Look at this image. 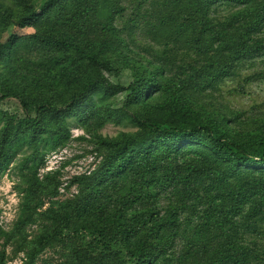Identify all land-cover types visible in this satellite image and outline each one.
Masks as SVG:
<instances>
[{
    "label": "rangeland",
    "instance_id": "1",
    "mask_svg": "<svg viewBox=\"0 0 264 264\" xmlns=\"http://www.w3.org/2000/svg\"><path fill=\"white\" fill-rule=\"evenodd\" d=\"M48 1L0 0V97L20 93L29 115L36 118L38 102H64L91 78L123 87L140 84L145 96L128 102L130 91L111 95L100 88L65 119L63 143L52 140L57 123L47 120L36 143L12 158L0 172V258L4 255V264H80L81 243L72 236L50 244L33 260L30 255L38 239L59 228L64 218L70 230L98 217L108 232L114 225L127 227L133 235L126 241L135 247L148 236L154 220L174 209L182 228L176 241L159 238L153 243V264H211L225 243L212 226L219 219L206 213L218 203L207 204L216 196L209 193L210 180L199 175L183 186L166 172L169 164L223 170L224 164L208 152L185 145L172 160H165L164 149L157 147V156L149 161L157 168L151 175L130 167L92 189L93 179L112 154L108 142L145 135L135 115L173 124L210 123L251 150L264 145V52L242 60L230 77L221 78L212 64L225 62V55L229 59L232 44L221 47L216 38L204 39L201 31L181 27L190 0H94L92 5H76L83 13L68 4L62 14L54 8L30 25L18 26ZM261 2L220 0L210 17L220 18V23L236 12L248 13L250 7L253 14ZM73 14L75 22H69ZM16 32L21 38H15ZM53 36L80 46L86 56L53 51L36 39ZM257 38L263 39L264 31ZM182 61L186 66L209 64L202 79L191 82L182 74ZM26 117L19 100L0 101V132L6 126L22 128ZM229 249L226 245L225 251Z\"/></svg>",
    "mask_w": 264,
    "mask_h": 264
},
{
    "label": "trees",
    "instance_id": "2",
    "mask_svg": "<svg viewBox=\"0 0 264 264\" xmlns=\"http://www.w3.org/2000/svg\"><path fill=\"white\" fill-rule=\"evenodd\" d=\"M17 1L24 3V0ZM218 1L220 0H190V4L186 3L184 7L183 16L185 17H182L180 21L185 31H201L200 34L204 39L216 38V45L222 47L226 42L232 44L230 58L228 59L225 55L223 56L225 62L215 61L212 64L219 68L217 72L220 73L221 78H227L242 60L264 52V38H257L264 31V0L255 13L251 14L250 7L248 13L246 9L244 13L236 12L221 18L220 23L218 22L220 18L216 21L210 17L211 8ZM81 2H86L87 5L94 4V0H49L35 16L22 18L18 26L22 28L30 25L36 17L50 14L54 8L59 7L62 14L68 4L76 8L75 12L83 13L76 6ZM90 10L85 9V11ZM75 17L76 14H73L68 21L75 22ZM0 21L4 22L1 15ZM242 30L244 33L241 32ZM15 38H21V34L16 32ZM36 39L53 51H64L68 54L81 52L86 56L85 50L80 46L60 40L56 36ZM225 52L227 53L226 46L222 55ZM206 64L208 65L209 62ZM207 65L190 63L186 66L182 61L181 71L183 75L187 74L191 82H196L202 79ZM100 88L103 91L110 90L111 95L130 91L127 96L128 102L139 101L145 96L144 88L140 84L123 87L110 84L101 78H91L64 102L56 103L51 100L38 102L36 118L29 115L28 104L20 93L7 92L0 97V101L8 98L19 100L27 115L22 128L13 130L12 127L6 126L0 132V172L25 145L36 143L35 139L37 140L39 134L45 130L47 120L52 124L57 123L56 131L58 132L52 134V140L57 145L63 143L67 139L63 134L65 119L75 115L76 109L89 102L91 95ZM133 120L145 129V135L140 138L126 135L120 141L108 142L112 154L94 177L95 186L92 189L96 186L103 187L111 178H119L122 172L130 167L136 168L145 176L151 175L157 168L156 166L151 168L149 161L157 156V147L164 149L162 154L165 157L162 158L172 160V155L180 153L185 145L187 147L195 145L198 151L202 153L206 151L214 160L224 164V169L196 166H185L179 169L169 164L166 172L169 176L172 175L176 184L183 186L191 185L192 180L199 175L210 180L211 192L209 193L216 196L212 199L208 198L207 204H216L217 200L218 203L215 209L206 213H213L219 219V222L212 226L223 234L222 239L225 243L211 264L264 263V145L251 150L244 143L229 138L217 131L212 124L205 122L173 124L137 115L133 116ZM84 211L82 208L80 212L82 217L85 215ZM102 216L104 217V214ZM151 217L153 219V216ZM98 218V221L87 219L78 224L76 222L73 230H70L64 218L62 223H58L59 228H54L38 239L30 258L33 260L50 244L64 241L72 236L79 239L81 243L80 264H153V243L159 238H167L170 242L176 241L182 228L178 210L172 209L166 218L159 222L154 220V225L145 240L133 247L126 241L133 235L132 230L121 225H114L108 232L103 226L102 218ZM226 245L231 249L225 251ZM0 264H4V255L0 258Z\"/></svg>",
    "mask_w": 264,
    "mask_h": 264
}]
</instances>
